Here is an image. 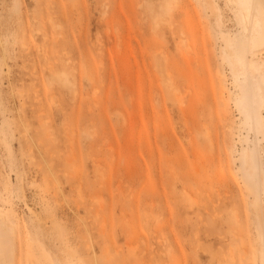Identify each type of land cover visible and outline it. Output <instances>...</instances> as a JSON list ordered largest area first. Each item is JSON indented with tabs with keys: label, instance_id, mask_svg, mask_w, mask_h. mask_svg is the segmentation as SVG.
<instances>
[{
	"label": "rangeland",
	"instance_id": "obj_1",
	"mask_svg": "<svg viewBox=\"0 0 264 264\" xmlns=\"http://www.w3.org/2000/svg\"><path fill=\"white\" fill-rule=\"evenodd\" d=\"M240 29L227 0H0V264H259Z\"/></svg>",
	"mask_w": 264,
	"mask_h": 264
},
{
	"label": "bare ground",
	"instance_id": "obj_2",
	"mask_svg": "<svg viewBox=\"0 0 264 264\" xmlns=\"http://www.w3.org/2000/svg\"><path fill=\"white\" fill-rule=\"evenodd\" d=\"M227 1L234 7V10L241 24V29L226 42V47L230 48L232 57L237 64H239L241 67L249 66L253 71L257 72L256 91L257 93H259V91L262 88L260 85L261 81H263V77L261 75V68L262 66H264V61H262V63H260L259 61L249 62L247 59V53L250 50L264 46V0H227ZM263 94L260 95L263 96ZM245 95L246 92H244V96ZM260 131L262 136L264 137V130L262 126H260ZM241 164H245L250 168L252 174L251 176L253 177L255 183L254 199L253 200L249 199L247 202V207L253 212L255 205H258L259 201L261 200L260 199L261 193H263L262 175H264V169L258 150L254 148L249 155L246 154L242 156ZM243 174L244 176H249V174L245 172ZM0 216L2 215L0 214ZM5 222H6L5 220L2 219L0 220V224L1 226H3V231H4L1 232V236L3 238V242L6 244L7 247V250H5L3 256L11 257L12 238L10 237L9 233L12 232L14 227L9 223H8L9 225L6 224ZM245 250L246 249H244V251ZM257 260L259 264L260 263L264 264V254H262V251H258Z\"/></svg>",
	"mask_w": 264,
	"mask_h": 264
}]
</instances>
